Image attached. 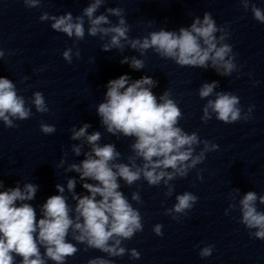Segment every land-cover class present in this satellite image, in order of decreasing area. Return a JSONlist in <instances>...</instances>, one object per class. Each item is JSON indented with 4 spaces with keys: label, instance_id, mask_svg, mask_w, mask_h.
<instances>
[{
    "label": "clouds",
    "instance_id": "clouds-1",
    "mask_svg": "<svg viewBox=\"0 0 264 264\" xmlns=\"http://www.w3.org/2000/svg\"><path fill=\"white\" fill-rule=\"evenodd\" d=\"M105 2L91 0L81 15L75 17L71 12L59 16L43 12L39 20L51 21L52 30L80 41L85 38L87 19L89 36H99L101 40L109 38L101 46L105 52L113 48L123 51L127 45L139 51L142 57L151 49L180 67H211L221 76L239 72L233 48L226 42L230 33L225 26L217 25L210 12H204L202 19L195 17L189 27H180L178 31L161 28L150 31L146 36L132 38L124 9L107 8V15H96ZM23 3L33 9L41 7L42 0H23ZM240 4L244 11H251L254 20L264 24V9L251 0H240ZM109 16L117 17V22L113 24ZM4 56L5 51L0 49V58ZM62 56L71 64L73 49L67 48ZM75 56L80 58L79 49ZM120 62L128 63L134 70L145 67V61L136 57H125ZM156 85L157 81L150 76L130 82L127 74L121 75L108 81L105 101L96 109L107 133L133 140L129 146L132 154L126 158L114 143H99L101 132L89 134L90 124L85 123L78 130L75 127L71 129L72 140H83L90 146L89 151L83 152L84 159L80 163H72L65 169L79 174L81 186L87 193H76V178L67 180V191L76 202L74 207H70L68 197L64 195L65 186L61 184L55 186L59 194L48 197L40 206L39 218L36 208L29 203L36 197L38 185L25 183L23 188L17 185L0 190V264H48L49 261L66 264L67 258L79 251L77 244L98 250L108 257H122L127 253L132 259H140L139 251L123 246L124 241L142 232L144 225L140 210L121 190V181L126 186H132L141 179L149 186L163 184L167 189L165 196L171 197L175 185L170 182L187 177L192 169L204 162L207 153L219 148L218 144L202 140L197 132L188 133L178 126L183 113L172 98L171 90H165L158 102L151 90ZM217 86L218 81L204 83L198 90L199 97L206 99L212 96ZM239 105L237 95L216 92L215 99H208L203 106L201 120L207 123L213 114L225 124L249 120L253 107L244 113ZM32 107L37 113L49 112L42 92H34L29 103L24 96L18 95L13 81L0 77V120L6 128H16V121L31 118ZM40 130L47 135L55 133L56 128L41 123ZM201 144L203 147L197 152ZM83 147V144L73 145L72 152L80 156ZM65 163L66 160L62 159L59 166ZM197 179H203L199 172ZM0 189H4L3 180H0ZM238 195L239 189L233 190L231 200L235 201ZM131 199L137 204L142 203L138 192H133ZM175 200L171 208L165 209V215L178 220L194 207L198 197L185 191L176 195ZM258 203L264 205V195L255 191H248L239 199L240 223L249 230L251 237L264 240V211L258 210ZM236 208V203H230L226 214ZM162 228L163 225L156 224L153 231L162 236ZM70 231L71 241L76 243L69 241ZM213 250L214 245H206L200 248L199 255L207 258ZM88 264H112V261L95 257Z\"/></svg>",
    "mask_w": 264,
    "mask_h": 264
}]
</instances>
